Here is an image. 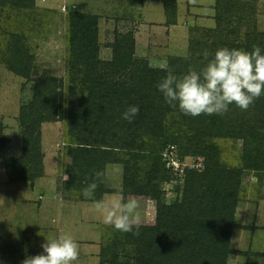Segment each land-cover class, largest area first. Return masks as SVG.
Returning <instances> with one entry per match:
<instances>
[{
  "label": "rangeland",
  "instance_id": "374dc122",
  "mask_svg": "<svg viewBox=\"0 0 264 264\" xmlns=\"http://www.w3.org/2000/svg\"><path fill=\"white\" fill-rule=\"evenodd\" d=\"M168 5L172 9L167 10ZM64 8L97 18L98 51L92 50L91 41L88 45L74 41ZM261 35L264 0H234L232 4L229 0H0V264H21L25 256L43 251L45 238L61 233L79 244L75 264L108 262L115 246L121 260H133L137 248L124 243L121 231L102 222L94 201L120 191L140 202L141 227H155L158 198L135 193L133 188L158 186L169 205L178 198L175 180L155 182L162 170L159 153L163 148L179 145L189 167L204 170L206 166V157L196 155L193 145L197 130L193 116L185 125L183 113L170 108L171 114L162 117L164 133L149 122V126L133 125L122 114L130 105L139 107L143 95L122 92L112 112L125 130L103 134L106 142L118 148H96L112 152L117 161L105 166L102 181L95 178L94 195L86 198L82 190L87 185L79 187V181L72 178L74 159L68 152L80 144L69 133L68 107L54 121L41 123L36 115L35 107L40 109L45 92L56 93L53 101L61 93L67 100L73 89V109L78 112L86 79H97L103 88L105 82L124 84L129 75L121 67L125 55L138 70L159 69L152 65L165 60L171 69L175 60L185 59L184 74L189 68L199 71L204 66L205 51L248 50L260 44ZM22 56L20 63L30 78L11 69ZM85 60L94 63L95 71L85 67ZM92 87L102 95L103 90L95 84ZM52 97L46 99L51 102ZM240 112L241 117L253 119L259 110L252 104ZM209 141L218 150L220 163L244 174L231 239L233 254L226 264H264V169L246 168L243 139L219 134ZM174 148L170 146L164 156L174 152L176 157L179 149Z\"/></svg>",
  "mask_w": 264,
  "mask_h": 264
},
{
  "label": "trees",
  "instance_id": "16d2710c",
  "mask_svg": "<svg viewBox=\"0 0 264 264\" xmlns=\"http://www.w3.org/2000/svg\"><path fill=\"white\" fill-rule=\"evenodd\" d=\"M229 1L230 4L234 2V0ZM169 9H172L171 5H168L167 10ZM66 14L71 23L74 41L80 42L82 45H88L91 41L92 50L98 51L99 27L97 18L76 12L75 9H69ZM259 42L258 46L264 54V35L260 36ZM193 44L195 45V43ZM252 47L248 50L251 51ZM128 60H130L129 56L125 55L124 63L121 65L122 69H126L129 73V75L126 74L128 79L125 78L124 84L117 85L114 83L111 85L109 82H105L103 88L97 79L96 81H92V78L86 79L88 84L85 86L86 90H81L83 100H81L80 111L74 112L73 98L75 93L71 88L67 100L61 93L58 100L56 101L55 98L53 101L56 93L53 95L51 91V94L48 95L45 92L40 109L35 107L36 115L41 118L39 120L41 123L42 121H54V119L65 114L68 107L69 133H72L80 144L78 149H69L68 152L69 156L74 159V166L71 169L75 174L72 178L79 181V187L88 186L91 182L96 181L97 172L102 173L99 178L102 181L105 166L109 162L117 161L114 159L116 155L112 152L108 150L99 152L96 148H118L111 146L112 143L106 142L105 136H110L109 131L125 130V127L118 123L119 118L112 112V109L119 105L122 92L133 95L139 91L143 95L139 113L133 118V125L143 123L149 126V122L151 125L157 126V131L166 132V129H163L165 122L162 121V117L166 113H170L169 109L172 107L165 102L162 93L156 87L158 82L166 76V70L149 68L138 70L133 68ZM184 60L177 59L173 62L171 70L174 74L178 76L183 74L184 68H186V65L183 64L185 63ZM21 61H24L23 56L17 58L18 66H11L12 71L22 73L23 76L30 78L31 75L28 72L25 73L24 70L27 67L24 66V63H20ZM84 65L89 71H95L94 63L90 60H85ZM84 65L82 63L81 66L84 67ZM86 77L88 76L86 75ZM93 84L96 85L97 90H103L102 95L92 87ZM107 84L109 87L106 86ZM87 92L90 93L89 96H86ZM51 95L53 96L52 101L49 102L46 98L51 97ZM253 105L259 110L253 119L245 115L241 117L239 114L242 112L236 105L229 106V110L223 115L194 117L193 124L197 130L193 136V145L197 151L196 155L205 156L207 159L204 170H199L196 166L189 167L185 156L181 155L179 145L170 144L163 148L159 153V160L162 162L160 179H155V182L167 184L175 180L179 192L178 198L169 205L164 198L165 193L161 191L162 189H158V186H152L151 190L145 186L134 187V190L137 189L135 193L154 195L158 198L156 202V226H140L139 235L133 234L136 231L135 228L133 232L120 233L125 244L137 248L136 256L133 260H121L115 246V252L108 254V262L105 261L103 264H226L228 257L233 254L231 239L235 229L234 221L244 174L242 171L229 170L220 163L218 150L208 143L209 140L219 134L226 138L243 139L245 151L249 153L244 151L247 162L246 168L263 170L264 95L256 99ZM229 116H233V118L227 122ZM182 117L185 119L182 120L183 123L189 124L190 115L183 114ZM204 128L211 132H205ZM189 142L192 143L190 137ZM170 146L179 149V154L177 153L176 157L186 165L179 175L171 169L167 170L168 161L164 158V152ZM134 182L135 180H132L129 184L132 185ZM106 254L107 252L104 251V256Z\"/></svg>",
  "mask_w": 264,
  "mask_h": 264
},
{
  "label": "clouds",
  "instance_id": "9594fccd",
  "mask_svg": "<svg viewBox=\"0 0 264 264\" xmlns=\"http://www.w3.org/2000/svg\"><path fill=\"white\" fill-rule=\"evenodd\" d=\"M203 55L206 63L199 71L189 68L179 76L169 69L166 60L152 65L166 70V76L156 87L170 107L193 117L223 115L233 104L247 110L264 95V54L259 46L253 45L251 51L221 47L214 54L205 51ZM138 113L139 107L130 105L122 119L131 122ZM101 175L97 172V179ZM97 187L92 182L82 190V195L92 198ZM140 207L136 198L125 197L120 191L94 201V210L104 224L125 233L135 228L134 235H139L142 224ZM41 247V253L25 256L21 264H75L79 259V244L66 233L45 238Z\"/></svg>",
  "mask_w": 264,
  "mask_h": 264
},
{
  "label": "built area",
  "instance_id": "2783aa9c",
  "mask_svg": "<svg viewBox=\"0 0 264 264\" xmlns=\"http://www.w3.org/2000/svg\"><path fill=\"white\" fill-rule=\"evenodd\" d=\"M43 1L46 2L47 0H43ZM64 10H65L66 13L69 11L67 8H64ZM175 149L176 148H174V150ZM173 154H174V152L169 153V154H165L164 157L168 161V167H169V169H171L175 174H178L179 175V174H181L183 172V168L186 165H184L183 163H181L177 159V157H173Z\"/></svg>",
  "mask_w": 264,
  "mask_h": 264
}]
</instances>
